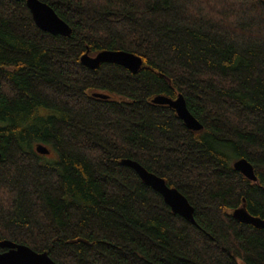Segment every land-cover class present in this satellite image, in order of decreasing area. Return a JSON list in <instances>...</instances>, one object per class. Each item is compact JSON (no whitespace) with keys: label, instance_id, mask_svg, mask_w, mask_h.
<instances>
[{"label":"trees","instance_id":"1","mask_svg":"<svg viewBox=\"0 0 264 264\" xmlns=\"http://www.w3.org/2000/svg\"><path fill=\"white\" fill-rule=\"evenodd\" d=\"M43 1L70 35L0 0V241L61 264H264V228L233 217L244 203L264 220V0ZM102 50L141 67L82 63ZM123 158L182 192L195 222Z\"/></svg>","mask_w":264,"mask_h":264},{"label":"water","instance_id":"2","mask_svg":"<svg viewBox=\"0 0 264 264\" xmlns=\"http://www.w3.org/2000/svg\"><path fill=\"white\" fill-rule=\"evenodd\" d=\"M24 1L29 7L36 24L41 29L55 35L68 36L71 34L70 25L58 15L49 3L43 0ZM81 59L82 63L89 68H96L102 62H114L127 67L134 73L140 69L142 64L141 57L125 50H102L96 55H91L87 51ZM93 95L103 98L109 97V95L100 92H94ZM152 101L156 104H167L174 108L189 129L198 131L203 128V124L189 110L183 95L180 94L176 98H171L160 94L155 96ZM36 149L42 154H50L51 152L42 143L38 144ZM121 163L132 167L147 185L162 194L164 200L174 213L181 215L191 222H195L194 206L176 187L169 186L164 177L149 171L140 162L132 158H123ZM234 167L247 178L257 180L255 168L248 159L240 158L236 160ZM233 217L243 223L264 228V220L250 214L244 203L233 211ZM0 247L6 248V250L0 252V264H61L55 261L47 252H39L25 244H19L11 240L0 241Z\"/></svg>","mask_w":264,"mask_h":264}]
</instances>
